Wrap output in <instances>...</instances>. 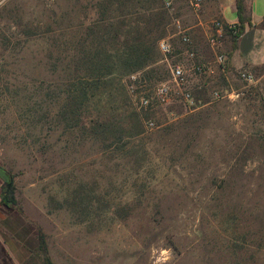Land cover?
I'll return each mask as SVG.
<instances>
[{"label": "rangeland", "instance_id": "1", "mask_svg": "<svg viewBox=\"0 0 264 264\" xmlns=\"http://www.w3.org/2000/svg\"><path fill=\"white\" fill-rule=\"evenodd\" d=\"M108 1L0 0V163L14 176L19 208L0 202V264H45L38 227L54 264H264V62L219 72L208 42L217 19L212 0L199 9L187 0L169 7L127 0L160 14L155 76L110 77L103 92L122 86L123 97L110 102L104 93L100 110L90 103L75 120L64 113L63 90L82 37L94 52L96 23L114 16L102 15ZM111 2L116 9L124 1ZM252 7L258 21L264 0ZM223 15L237 17L230 4ZM181 29L209 66L190 72L198 107L176 97L140 106L141 93L168 82L159 41L172 43L173 61L184 58ZM247 29L236 47L245 59H261L264 29ZM222 42L230 57L231 36ZM243 69L254 75L251 84L239 78ZM108 104L139 115L144 161L104 150ZM3 183L0 175V195Z\"/></svg>", "mask_w": 264, "mask_h": 264}, {"label": "trees", "instance_id": "2", "mask_svg": "<svg viewBox=\"0 0 264 264\" xmlns=\"http://www.w3.org/2000/svg\"><path fill=\"white\" fill-rule=\"evenodd\" d=\"M123 1V3L115 2L116 9L110 8V4L114 3L111 0L104 5L102 15L107 10H111L115 14L114 16L109 15L107 18L101 16L99 22L96 23L95 27L100 31L97 33L96 30L93 33L94 36L98 34L94 52L90 53L87 50L85 42L82 46V42L85 41V38L82 37L83 41L77 51L80 55L74 59L76 68L73 74L71 72L69 75L63 90L65 99L68 101L64 113L69 114L75 120L79 119L81 111H86L90 107V103H95L94 109L100 110L102 107L101 97L105 96L104 93L110 97V102L115 101L114 98L117 95L123 97L124 87L122 88V86L113 85L108 89L109 92H103L107 91L110 77L138 72L142 73L143 80H151L155 76V69L150 67L159 59L156 47L160 35L154 36L153 32L161 23L157 18L160 14H147L145 11L149 10L148 7L136 4L128 7L127 0ZM244 1L235 0L239 30L235 36L229 33L234 48L236 39L244 32L245 27L253 26L251 17L246 12ZM258 26L264 29V20ZM108 107L112 112V117L104 119L102 124L105 132L102 134L104 150L109 153H121L122 156H132L139 163L144 161L146 150L142 147L144 146L140 136L142 130L138 128L140 127L139 115L134 111L127 110L118 113L112 105L108 104ZM92 122V128H95L98 123L96 120ZM0 175L4 179L0 195L1 204L10 209L19 210L14 196L16 188L14 176L1 163ZM37 237L38 246L45 255V264H54L49 257L45 234L40 227L37 228Z\"/></svg>", "mask_w": 264, "mask_h": 264}, {"label": "built area", "instance_id": "3", "mask_svg": "<svg viewBox=\"0 0 264 264\" xmlns=\"http://www.w3.org/2000/svg\"><path fill=\"white\" fill-rule=\"evenodd\" d=\"M162 1L167 7L172 6L175 2V0ZM187 2L194 9H199L203 0H187ZM238 30V22L213 20V28L208 36V42L214 52V61L219 67V72L226 73L230 69L227 54L219 50L221 37L225 33L228 35L231 33L235 36L238 34ZM179 34L181 42L186 46L183 52L184 58L173 61L174 47L172 43L166 39L159 41L158 49L163 54V60L167 63L169 69L168 82H159L153 87L151 92L141 93L139 96L140 106L146 108L153 104L168 103L176 97L190 109L198 107L200 100L195 94V86L190 80V72L193 71L196 74L209 72V66L205 61H202L199 51L194 47H190L192 43L190 34L185 29H181ZM237 74L239 78L249 84L254 81V75L248 69L238 70ZM132 77L135 78L136 74L132 75ZM220 96L218 90L212 92L213 98L216 99ZM149 123L151 126L154 124L153 122Z\"/></svg>", "mask_w": 264, "mask_h": 264}, {"label": "crops", "instance_id": "4", "mask_svg": "<svg viewBox=\"0 0 264 264\" xmlns=\"http://www.w3.org/2000/svg\"><path fill=\"white\" fill-rule=\"evenodd\" d=\"M212 2L214 3L213 16L215 18L222 20V21H230V22H237L238 21V16L236 18H234L233 20H227L223 15V10L225 9V7L228 4H230L232 9L236 12L235 0H212ZM244 5L246 8V12L251 17V22H252L253 27H255L257 24H259L260 22H262L264 20V16H262L258 19L259 22L256 20V18H258V17H256L253 13L252 0H245ZM199 23H202V22L199 21ZM202 24L205 26L204 27L205 30H208V28H210L207 23H202ZM247 28H249V27L248 26L246 27L244 33L240 35V39H242V37L245 36V33L248 30ZM224 35H226V34H224ZM221 44H222L221 47L223 49L224 48L223 42ZM240 48H241V44H240V47L238 44V47H236L235 50L231 53L230 57H228L229 58L228 59L229 65L236 66V65H241L243 63L249 64V65H254V64H260V63L264 62V56H262L261 59H256V60L245 59L242 56V53H244V52L240 51ZM224 53H226V52H224Z\"/></svg>", "mask_w": 264, "mask_h": 264}]
</instances>
